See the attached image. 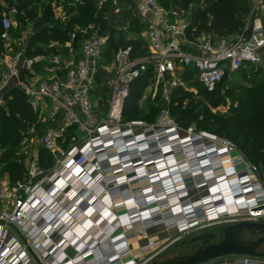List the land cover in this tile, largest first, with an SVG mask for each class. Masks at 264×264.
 I'll use <instances>...</instances> for the list:
<instances>
[{
	"label": "built area",
	"instance_id": "built-area-1",
	"mask_svg": "<svg viewBox=\"0 0 264 264\" xmlns=\"http://www.w3.org/2000/svg\"><path fill=\"white\" fill-rule=\"evenodd\" d=\"M129 1L138 22L146 27L145 53L132 56L131 45L118 47L113 53L114 77L109 82L104 111H96L97 106L91 100L98 67L102 71L105 69L100 62L104 39L99 23L88 22L69 33L65 46L69 59L58 54L52 56V75L41 77L34 85L17 82L30 102L45 99L50 102L47 116L55 125L46 127L39 145L49 152L54 163L49 173L43 174L34 151L26 181L8 184L0 180V203L6 204L0 209V264H32L33 261L36 264H145L146 261L139 262L137 254L155 247L156 241L147 236L151 228L163 225L184 231L220 218L223 212L227 213L224 216L232 218H253L248 213L256 209V212H264L257 206L264 204V185L252 175L249 164L241 155L229 156L230 150L223 140L212 136L211 140L219 144L214 147L206 144L200 134L189 133L185 138H178L172 130L174 120L165 105L160 107L154 123L145 128L146 134L132 133V128L145 126L143 121L125 122L122 119L129 86L144 64L153 70V93L158 92L165 98V103L173 89L190 90L192 78L210 91L226 72L246 66L260 67L264 53V15L257 25L251 26L248 37L239 33L212 39L191 26L195 9L191 3L165 7L159 0ZM249 4L251 11L257 6L264 9V0H249ZM113 12H119V7L116 6ZM11 27V20L3 17L0 88L17 75L18 63L23 58L20 50L10 53ZM78 34L82 56L74 60L72 41ZM58 71L63 74L57 75ZM66 125H75L83 132V137L62 149L58 139ZM159 130L163 132L158 133ZM186 138L189 141L183 143ZM176 148L178 150L174 151ZM186 148L190 149L185 151ZM212 148V157L225 156L224 160L229 163L226 167L222 165L223 175L214 172L210 175L170 174L162 178L161 171L157 170L160 164L166 166V171L173 170V165L169 166L167 162H173L179 150L183 154L189 152V158L195 163ZM221 150L224 152L219 153ZM241 170H245L243 175L239 174ZM118 173L121 174L116 175ZM38 176L39 179L33 181ZM220 178L231 191L233 202L230 207L221 193ZM143 181L146 183H141ZM199 187L215 190L199 202L180 200L179 191L187 194ZM81 191L85 193L83 200L78 202L74 196ZM162 192L167 198L160 201ZM220 196L222 199L216 201ZM172 198L176 203L168 205L166 202ZM241 199L244 202L236 203ZM217 202L220 206H215ZM119 204H123L120 206L123 210L115 212ZM101 207L113 213V220L106 223L108 230L104 232L93 217L90 218L92 212L101 214L98 210ZM89 209L91 213L87 212ZM144 216L147 217L144 219ZM82 219H90L91 227L100 229L102 240L85 244V249L72 245L73 252L68 254L66 246L70 244L65 234H74ZM9 230L19 238L5 239L4 233ZM138 239L144 240V244L138 246L137 254L132 253L131 242ZM201 264H264V258L236 255L235 259L217 258Z\"/></svg>",
	"mask_w": 264,
	"mask_h": 264
},
{
	"label": "trees",
	"instance_id": "trees-1",
	"mask_svg": "<svg viewBox=\"0 0 264 264\" xmlns=\"http://www.w3.org/2000/svg\"><path fill=\"white\" fill-rule=\"evenodd\" d=\"M0 1V32L1 19L4 17V12L7 10H14L20 16L18 22L21 25H26L27 22H34V25L39 27V31L35 33L28 42L25 48L26 53L35 41L47 43L49 40L64 42L69 39V33L73 30L72 24L75 23V17H72L67 23H60V16H56L53 9L49 6L40 5L42 0H2ZM48 2L59 0H47ZM98 0H82L79 4L80 11L87 14V20L92 19V12ZM161 4L168 7L173 4L187 5L191 3L195 9L192 16L191 26H196L198 31L204 32L212 39L216 37H230L243 33L248 37L251 32V24L244 27V20L247 13L250 11L249 0H180L179 2H169L167 0H159ZM39 5L40 14L31 5ZM116 5V4H114ZM114 5L106 6L97 13L94 18L96 23L100 25V33L106 28H109L108 36V51L102 52V57L106 58L105 64L110 62L111 50L116 51L118 47L131 45L132 56L136 54L143 55L145 48L144 41L140 37L134 39H126L124 33L115 31L108 25L106 19L107 14L112 12ZM34 10V11H33ZM77 18H81L78 15ZM130 23V30H134V22ZM59 23V24H58ZM64 24V25H62ZM86 24V23H85ZM84 25V24H83ZM82 26V25H81ZM136 31V30H135ZM137 32V31H136ZM10 36H13L11 28L9 29ZM79 34L72 45L75 51V60H78L82 54L77 52L79 46ZM3 49V41L0 39V51ZM53 49V48H51ZM22 51L21 44L11 42L10 53L14 51ZM44 52L43 49L35 47L33 54ZM22 54L24 55L23 51ZM110 54V55H109ZM99 69L95 75V81H99L101 74ZM237 78L248 85L244 89L236 91L234 100L237 102L238 109L227 117L223 115H216L214 121H209L205 117L199 124H205L203 128L207 129V136L223 135L224 138L229 139L236 146V150L249 163L255 162L256 165L264 168V69L246 66L234 72ZM225 74V75H226ZM224 75V77H225ZM153 76L152 67L144 64L141 67L140 74L136 77L129 86V92L126 96L122 107V119L125 121L144 120L149 125L154 123V115H157L160 107L148 105L144 109L139 105L142 91L146 84L151 81ZM223 77V79H224ZM191 79L192 77L189 76ZM223 79L210 91L206 90L197 80L189 81V86L196 84L199 89L203 90L204 100L210 106H216L223 98L218 92V88L223 82ZM218 92V93H217ZM216 93V94H215ZM2 100L5 106L0 105V176L3 173L8 175L9 184L16 182H24L27 180V166L24 161V156L19 153V141L21 139L20 123L33 122L38 120L37 111L23 94L18 86H13L2 95ZM200 102H196L192 91L183 90L181 88L173 89L168 97L167 103L164 105L168 108L169 116L174 122L180 124L181 122H188L194 119V111ZM4 108L8 111L5 113ZM50 118L46 115L43 121L38 120V132L42 136L47 126H54ZM212 135V136H213ZM83 137V132L79 131L75 125L64 126V131L58 139V144L62 145L71 141L78 142ZM223 139L219 137V139ZM39 165L43 168L51 166L52 158L48 151L42 147L38 150ZM101 205H99L100 207ZM72 249H68V253H72Z\"/></svg>",
	"mask_w": 264,
	"mask_h": 264
},
{
	"label": "rangeland",
	"instance_id": "rangeland-1",
	"mask_svg": "<svg viewBox=\"0 0 264 264\" xmlns=\"http://www.w3.org/2000/svg\"><path fill=\"white\" fill-rule=\"evenodd\" d=\"M115 1L116 0H104V2H102V4L97 2L96 6L94 7L93 12L91 13L92 14L91 20H87V18H86L87 14L84 11L81 12L79 9V7H80L79 4L82 2V0H59V1H52V2L51 1L48 2L47 0H42V1H40V3H41L40 5L51 7L53 9V11L55 12L56 16L61 17L60 23L63 22V23L68 24V21L73 19L72 17H75V19H77V20H75V23L71 25L72 28L74 29L75 27L81 26V25L88 23V22H96V20H94V18L97 16V13L99 11H101L102 9H104L106 6L114 5ZM167 1L179 2L180 0H167ZM190 1H192V0H190ZM130 5L131 4L127 1L121 2V4H120L121 11L124 12V11L130 9ZM31 7H34L33 9L37 10L38 15L40 14L39 5H37L35 3L34 5H31ZM78 15H81V18H77ZM136 15L137 14L135 13V11H133V9L128 11L126 14H122V15L121 14H119V15L113 14L109 17V26L114 28V29H121L122 27H125L127 25L128 21L130 19L135 18ZM4 16H7L10 18V20L12 22V27H11L12 31H14V29L22 30L24 26H26V28L31 29V24L30 25H21L20 22H18V19L20 18V16L18 14H16V12L11 14V15L5 14ZM250 17H251V14L249 11V13H247L245 16L244 27L249 25V20L251 19ZM62 25H64V24H62ZM109 78H110L109 80H111L113 78V76H110ZM247 85H248V83L243 82L242 80L238 79L237 75L235 73H227L223 79L222 84L218 88V92L220 93V95L223 96V98L220 102H218V104L216 106L213 107V106H210L209 103H207V101L204 100L203 90L199 89L196 84L191 83V85L189 87V89H190L189 91H192L194 100L197 103L200 102V104H198L197 108L194 111V119L192 121H188V122H181L180 124L174 122L175 125H174V123L171 124V125H173L172 130H174L176 132V134L178 135V138H185V137H187V135L189 133H192L195 135L200 134V135L204 136V139L206 140L205 141L206 144H209L210 146H214V147L218 146L219 144L217 142H214L213 140H211L213 138L212 137L213 134H211V136H207L205 134V133H207V129L203 128V126L205 124L200 125L199 122L202 121L203 117H205L207 119H210V117H211L212 119L209 121H214L215 120L214 114H216L218 116L223 115L224 117H227L231 113L235 112L236 109L239 108L237 105V102L234 100V96L236 94V91H237V89L238 90L244 89L245 86H247ZM153 91H154L153 82L149 81L146 84V86L144 87V89L142 91L141 100L139 101V105L141 107H143L144 109H147L148 105H153V106H158V107L164 106L165 98L162 97L158 92H156L154 94ZM31 104L36 109L37 117H38V115H39L38 103L31 102ZM1 106H5V102L3 100L1 101ZM3 110L5 113L8 111L6 108H4ZM155 114H153V115H154V118L156 119ZM123 121H125V120H123ZM138 121H142V120L140 119ZM165 121H166V119L164 120V122ZM143 122L145 123V126L143 125L141 127L132 128L133 134H137L140 132H144L145 134L147 133V130L145 128L147 127V125L149 126V123L144 121V120H143ZM37 126H38V120L37 119H36V121H33V122L20 123V125L18 126V129H20V135H21V139H20L19 144H18L19 153L23 154L24 161H25L26 165L28 164V161L30 160L34 151L37 149L39 150V148H40L39 147V139H40L41 135L38 132ZM213 136H215L216 138H219V137L223 138L222 139L223 144L226 145L228 150H230L228 153L229 156L233 157L236 155H240L239 152L236 150L237 148H236L235 144L233 142H231L229 139L224 138L223 135H218V136L213 135ZM215 140L218 141V139H215ZM70 144H71V141L66 142L62 145L63 146L66 145L65 146V148H66ZM61 148L65 149L63 147H61ZM211 150L212 151H209L208 154H202L200 157H198V159H200V160H197V162H195V163H192L193 161H192V159L189 158L190 156L188 155V157H187V155L183 154L181 150H179L178 153L175 152L176 155H175L173 162H170L171 160L169 162H167V164L169 166L173 165L172 168H174V169L171 171L170 170L166 171L165 170L166 166L164 164H161L162 166L160 167V170L166 171V173L163 172L162 175H170V174L175 175V176L176 175H191V174L204 175L205 173H208V175L214 174V173L216 175L225 174V172H223L224 170L221 168L222 165L225 167L229 165V163H227V160H222V159H225L224 158L225 156H223L221 158L212 157L213 156V153H212L213 148ZM199 152H200V150H199ZM0 154H1V150H0ZM201 161H202V163H200ZM208 161L210 162V165L207 166ZM189 163H191V164H189ZM248 164L250 167L249 170L252 173V175H255L257 180L262 185H264V168L260 167L259 165H256L255 162H252V161H249ZM182 165H184V166H182ZM199 165H201V167ZM180 166H182V167H180ZM211 166H213L212 168L219 166V168L214 170L215 171L214 172V171H211ZM169 168H171V167H169ZM207 168H209V169L207 170ZM190 171H192V173H190ZM243 171H245V170H241L239 172V174H241ZM167 172L169 174H167ZM119 174H121V173H118L116 175H119ZM241 175H243V174H241ZM112 177H114V176H112ZM141 183H146V182L143 181ZM223 186L224 185H221V189H223ZM226 190L228 191V189H226V186H225L224 191H226ZM179 193L181 194L180 200H183L184 202H190V201L199 202L200 200L207 198V196L211 193V189H208L206 187H199L198 189L190 191L187 194L185 192L181 193V191H179ZM102 200H103V198H102ZM172 202L176 203L174 198H172ZM226 203H227V205H229V207L232 205L231 201L228 200V198L226 199ZM259 209L264 211V204H262L259 207ZM122 210L123 209H121L120 211H122ZM226 214H227L226 212L221 213V215H223V216ZM111 220H113V219H111ZM250 221L264 222V212H262V214L260 216L253 217V218L247 217V216H245V217H234V218L224 216V217H220V218L213 219L210 221L202 222V223L197 224V225L193 226L192 228L186 229L184 231H178L177 229L172 228V227H165L163 225H158V226L152 228L151 232H149L147 235L148 238L156 241V246L154 248L148 249L147 251H145L143 253L137 254L136 252H138V246L143 245L144 240H142V239H138L136 241L134 240L131 242L132 253L137 254V256L139 257L140 263L146 261L145 264L150 263L152 261L159 262V261H162L165 259L172 258V257L177 256V255L191 254L197 248L208 243V239L206 237H204L203 235L214 234L213 238L209 239V243H215V242L220 241L223 238V233L219 230L221 227L234 225V224H237L239 222H250ZM261 235H264V231H257L249 238V240H254V239H256V237L261 236ZM86 246L87 245H83V249H85ZM105 246L107 247V245H105ZM70 248L71 247L66 246L67 253H68V249H70ZM261 249H264V246H262ZM220 258L224 259V260H230V259H235L236 255H228V256H224V257H220Z\"/></svg>",
	"mask_w": 264,
	"mask_h": 264
},
{
	"label": "crops",
	"instance_id": "crops-1",
	"mask_svg": "<svg viewBox=\"0 0 264 264\" xmlns=\"http://www.w3.org/2000/svg\"><path fill=\"white\" fill-rule=\"evenodd\" d=\"M2 3H4V1L0 0ZM123 1H127L131 4V2L129 0H116L114 4V8L116 6L119 7V12L114 13L113 10L112 12L107 14V20H108V25H109V17L113 14L115 15H119V14H126L128 11H130L131 9H133L132 4L130 5V9L122 12L121 8H120V4ZM98 2L100 4H102V2H104V0H98ZM133 11H135L133 9ZM250 11H251V7H250ZM15 13L14 10H7L4 12L5 14H13ZM136 13V11H135ZM251 14V19L249 20V24L252 25H257L261 20H262V15H264V9H262L260 6H257L253 11L250 12ZM7 17V16H4ZM9 18V17H8ZM10 19V18H9ZM137 19V15L135 18L130 19L127 23V25L125 27H122L121 29H114L115 31H121L124 33V36L126 39H134L136 37H140L144 42H145V29L146 27L143 26L142 24H140L137 20V22L135 21L133 24L135 25V28L133 31L130 30V25H131V21ZM12 23V22H11ZM31 24V29L26 28V26L23 27L22 30H16L14 29V31H12L13 36H11L12 38V42H18L21 44V49L24 53L23 58L19 61L18 63V70H17V75L13 76L10 78V80L8 81L7 85L4 88H0V105H1V101H2V95L5 91H7L8 89H10L13 86H17V82H26L28 84L34 85L41 77L43 76H49L52 75L54 72L52 71V67L53 64L50 61V58H52V56L58 54L60 56H62L64 59H69V55L67 53V50L65 48L68 40L64 41V42H58V41H54V40H49L47 43L41 42V41H35V43L30 47V50L26 53L25 48L28 45L29 40L31 39V37L37 33L39 31V27L34 25V22H27L26 25H30ZM26 28V29H25ZM112 28V27H110ZM29 29V30H28ZM137 32H136V31ZM103 39H104V43H103V52L108 51V36H109V28H106V30H104L101 33ZM35 47H39L41 49H43L44 52L42 53H37V54H33V51L35 49ZM53 48V49H51ZM72 49H73V59L75 60V51L72 45ZM77 52L79 54H81V49L80 46H78L77 48ZM115 51L111 50V56H110V62H108V64H105L104 62L106 61V58L101 57V63L102 65H105L103 69V71L100 69L101 67H98V70L100 69L102 72L101 76H99V81H95L96 87L94 90V94L93 97L91 98L92 102L97 106L96 111L100 112V111H104L106 109V104H107V96H108V89H109V82L112 81L109 80L110 76L114 77V66L111 63V58L113 56V53ZM110 55V54H109ZM82 56V55H81ZM81 58V57H80ZM79 58V59H80ZM32 59V62H28V60ZM261 69H264V53L261 54V66L259 67ZM63 74V71H58L57 75L61 76ZM38 103L39 106V115H38V120L43 121L45 119V116L48 113L49 110V105L50 102L48 99H45L43 102H35ZM40 147V145H39ZM35 152L38 154V149L35 150ZM33 155V154H32ZM52 158V157H51ZM31 160V158H30ZM30 160L28 161L27 166V177H28V168H29V163ZM51 166L54 163L53 158L51 159ZM46 168L43 169L41 166V170L43 171V174H47L50 171V168ZM39 179V176L36 177L34 179V181H37ZM0 180L3 181L4 183H8L9 184V179H8V175L6 173H3L0 176ZM77 186V185H76ZM215 188L211 189V191H214ZM84 191H81L79 195H75L74 196V200L76 201H82L83 198L82 196L84 195ZM5 203H0V209L5 207ZM122 209V207H117L115 212H121L120 210ZM98 210H101V214H97L92 213L91 214V218L93 217L94 222H96L100 227L102 228H108L107 224L109 222H111V219H113V213L107 211L105 208L101 207L98 208ZM122 218H124V215L122 216ZM107 223V224H106ZM75 233H70L68 232L67 234H65V238L68 242V244H70L69 247H71L72 245H75L77 248L82 249L83 245L85 244H91L97 241H100L102 239L101 238V233H100V229H96L91 227L90 221H84V223H82V225H79L78 227H76L75 229ZM152 228L148 230V233L151 232ZM5 239L11 238V237H17V234L13 231V230H9V231H5ZM100 239V240H99ZM71 249V248H70ZM29 253L32 255L33 259L36 260L35 254L32 252V250H29ZM217 262V261H216ZM32 264H36L34 261L32 262Z\"/></svg>",
	"mask_w": 264,
	"mask_h": 264
},
{
	"label": "water",
	"instance_id": "water-1",
	"mask_svg": "<svg viewBox=\"0 0 264 264\" xmlns=\"http://www.w3.org/2000/svg\"><path fill=\"white\" fill-rule=\"evenodd\" d=\"M244 228L253 229L250 233L252 236L257 231H264V222H239L234 225L221 227L219 230L223 233V238L220 241L209 243V239L213 238L214 234H206L203 236L208 239V243L197 248L191 254L177 255L159 262L152 261L147 264H201L228 255L264 258V249H261L264 246V235L258 236L254 240L248 239L242 242L238 237L230 234L231 231Z\"/></svg>",
	"mask_w": 264,
	"mask_h": 264
},
{
	"label": "bare ground",
	"instance_id": "bare-ground-1",
	"mask_svg": "<svg viewBox=\"0 0 264 264\" xmlns=\"http://www.w3.org/2000/svg\"><path fill=\"white\" fill-rule=\"evenodd\" d=\"M163 131L162 130H159L158 131V133H162ZM183 141V143H186V142H188L189 140L188 139H184V140H182ZM188 145V144H187ZM186 146V145H185ZM188 149H190V148H186L185 149V151L187 150L188 151ZM178 149L176 148V149H174V151H177ZM209 150L207 149V152H208ZM199 152V151H198ZM224 152V150H221L219 153H223ZM185 155H187L188 156V154H189V152L188 153H184ZM222 160H224V159H222ZM164 161V160H163ZM172 161V160H171ZM160 162V161H159ZM159 162L157 163V164H159ZM196 162V161H195ZM153 163V162H152ZM189 164H191V163H189ZM162 165L160 164V165H158V167H157V170L158 171H161L160 172V175H161V177L162 178H167V175H162L163 174V172H165L166 173V171H162V170H160V167H161ZM182 166H184V165H182ZM182 166H180V167H182ZM212 168V167H211ZM219 168V166H217V167H215V168H213L214 170H216V169H218ZM209 168H207V170H208ZM213 170V171H214ZM215 172V171H214ZM167 174H169L168 172H167ZM139 175H142V173H140ZM223 179V178H222ZM222 179H219V180H221V181H219L220 183V185H224L223 186V189H221V193L224 195V197H226V199L228 198V200H230V201H232V198H231V195H230V193H231V191H230V189H228L227 187H226V189H228V191L226 190V191H224V188H225V184H226V182H224ZM177 181H179V179H177L176 180V182ZM112 184V183H111ZM218 187V186H217ZM145 188H147V187H145ZM224 191V192H223ZM161 195H163L162 196V198L160 199V201H162V200H164V199H166L167 197L166 196H164L165 195V193H163L162 192V194ZM219 199H222V196H220V197H217V200L216 201H218ZM210 200H211V198H210ZM176 201V200H175ZM233 202V201H232ZM242 202H244V200H239V201H237L236 203H242ZM168 205H171V204H173V202H172V199H170V200H168L167 202H166ZM123 204H119L117 207H120V206H122ZM262 204H258L257 206L258 207H260ZM215 206H220V203H216L215 204ZM106 209V208H105ZM107 210V209H106ZM258 209H256V210H253L252 212H250V213H248L249 215H253L254 217H258V216H260L261 214H262V212H256ZM90 211V212H89ZM108 211V210H107ZM87 212L88 213H91V210L89 209V210H87ZM232 212V211H231ZM92 213H95V212H92ZM91 213V214H92ZM147 216H144L143 218L145 219ZM221 217H224V216H221ZM90 218H91V215H90ZM125 218V217H124ZM90 219H82L81 220V222H80V225H82V223H84V221H89ZM97 229H99V228H97ZM102 229V228H101ZM103 230V232L104 231H106V230H108V228H103L102 229ZM253 231V229H248V228H244V229H238V230H235V231H231L230 232V234L231 235H234V236H236V237H238V239L240 240V241H242V242H245V241H247L250 237H251V235H250V233ZM100 233H101V231H100ZM155 246H156V244H155Z\"/></svg>",
	"mask_w": 264,
	"mask_h": 264
}]
</instances>
